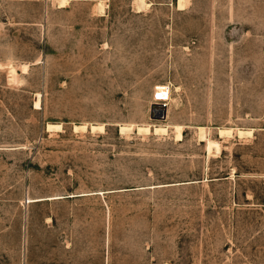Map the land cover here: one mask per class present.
<instances>
[{"label":"rangeland","instance_id":"obj_1","mask_svg":"<svg viewBox=\"0 0 264 264\" xmlns=\"http://www.w3.org/2000/svg\"><path fill=\"white\" fill-rule=\"evenodd\" d=\"M142 2L0 0V264H264V0Z\"/></svg>","mask_w":264,"mask_h":264},{"label":"bare ground","instance_id":"obj_2","mask_svg":"<svg viewBox=\"0 0 264 264\" xmlns=\"http://www.w3.org/2000/svg\"><path fill=\"white\" fill-rule=\"evenodd\" d=\"M183 1V0H182ZM60 4L62 5V0H60ZM136 2L138 4H140L142 2V0H136ZM102 3V1H101ZM143 3V2H142ZM59 4V5H60ZM182 4L181 0H178V6H180ZM98 5V4H97ZM63 6V5H62ZM100 6V4L98 5ZM141 6V5H139ZM143 6V5H142ZM147 6V5H146ZM137 7V6H136ZM102 8V7H101ZM180 8V7H179ZM138 9V8H137ZM182 9V8H181ZM97 10H100V9H97ZM102 11V10H100ZM141 11V10H140ZM26 69V66H23V70ZM168 87H163V86H157L156 88V91L154 92V94H156L157 96H159V98L162 100L160 102H156L157 104H154L152 105L151 107V116L154 118V117H157V118H163L164 117V114H165V107L167 106V102L169 101V95H168ZM41 104V103H40ZM38 106H39V95L36 96V100H35V103H34V107L38 109ZM58 126L57 125H49L48 126V129H52V128H57ZM166 126L164 127H154L153 131L154 132H165ZM85 128V124L83 125H80V126H75V129H81V131ZM102 128V125H91L89 127L90 130H93V129H101ZM127 128L125 126H121L120 127V131L123 132V130ZM181 128H183L182 126H173V131H174V137L177 139H180L181 137ZM60 129V128H59ZM132 129V128H131ZM127 130V129H126ZM149 130V126H142V127H137V131H148ZM77 131V130H76ZM84 131V130H83ZM102 131V130H100ZM130 131V130H129ZM168 131V130H167ZM250 131L251 129L249 130H243V129H236L235 132L237 135L239 136H244L245 134H250ZM205 132H206V129L203 128V127H199L198 128V139L199 140H204L205 143H206V146H205V149H206V152L207 154H212L214 155V152H216L218 149H219V145L216 141H213V140H210L209 138L206 137L205 135ZM229 132V129H218V134L219 136L223 134H227ZM148 133V132H147ZM156 134V133H155ZM165 134V133H164ZM247 136V135H246ZM249 137V136H248ZM240 138V137H239ZM245 138V137H244ZM203 141V142H204ZM218 154V153H217ZM208 156V155H207ZM34 201H37V200H28L27 202H34Z\"/></svg>","mask_w":264,"mask_h":264},{"label":"built area","instance_id":"obj_3","mask_svg":"<svg viewBox=\"0 0 264 264\" xmlns=\"http://www.w3.org/2000/svg\"><path fill=\"white\" fill-rule=\"evenodd\" d=\"M153 99H154L155 102H160V101H162V100L159 98V96H157L156 94H154Z\"/></svg>","mask_w":264,"mask_h":264}]
</instances>
